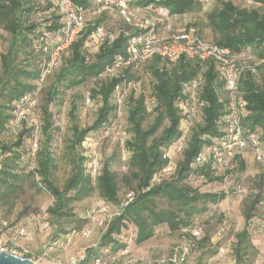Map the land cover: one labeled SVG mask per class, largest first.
Wrapping results in <instances>:
<instances>
[{
  "label": "trees",
  "instance_id": "trees-1",
  "mask_svg": "<svg viewBox=\"0 0 264 264\" xmlns=\"http://www.w3.org/2000/svg\"><path fill=\"white\" fill-rule=\"evenodd\" d=\"M72 1L87 11L88 15H97V18L61 52L57 66L63 63L62 67L58 72L54 73L57 66L50 71L40 93L36 94L43 61L48 59L49 55L45 53L44 48L53 46L56 31L64 25L62 15L56 0H44L47 4L45 8L41 7L39 0H0V29L7 34L8 42L6 50L0 54V209L5 208L7 212L13 210L26 181H29L37 192L49 194L54 198V203L47 210L48 222L60 231V234L53 235L49 242L54 245L65 241L69 235H80L87 229L72 226L76 221L90 222L89 210L84 215H78L74 211L76 202L97 193L103 204L115 211L126 201L129 193H134L133 200L111 221L99 243L86 250V257L81 264H90L97 257L108 260L110 257L122 255L128 248V243L120 236L128 224H133L138 230V245L151 240L156 230L162 226L168 227L172 232L181 233L184 229L193 228L196 226V216L205 215L209 205L217 206L226 198L225 192L203 191L194 181H223L236 166H239L241 171L245 170L246 162L243 157L251 155L256 161V155L247 147L233 160L234 168L222 170L212 161L204 166H197V157L201 154H212L225 135L219 125L224 112V105L219 96L225 95V83L216 62L212 59L200 61L181 58L176 63H170L161 57H155L143 66L137 67L133 64L123 69L119 77H102L107 67L112 66L118 58H127L128 37L120 35L113 43L97 46L98 48L91 45L90 38L97 26L105 27L102 23L105 18L109 20L107 16H120L109 12L95 14L96 0ZM251 1L264 8V0ZM150 3H153V0H138L136 5L144 7ZM157 5L168 9L171 15L181 18L201 9L202 2L160 0ZM43 10L49 11L50 14L48 19L41 23L35 16ZM208 21L219 34L213 44L229 48L233 52H241L251 47L258 57L264 59V15L257 9L240 8L232 1H224L219 10L208 14ZM120 28L130 30L125 24ZM198 31L200 32L199 29ZM201 36L206 40L202 34ZM92 47L97 49L94 54L89 52ZM143 70H147L153 77L152 96L156 100V106L153 108V114L150 113L145 95H138L135 91L127 97L130 99V105L127 106L126 101L124 103V130L128 136L123 143L115 145L114 156L117 157V163L127 168V182L133 179L137 185L135 189L128 190L121 200L117 173L112 164L103 161V158L97 185H94L89 166L91 150L86 149L84 143L90 140L97 147L96 140L99 135L113 127L117 120L116 88L129 82L137 83L138 74ZM52 73L53 80L49 83ZM199 77L204 78L200 92L201 100L205 102L202 108V122L191 130L190 141L185 146L183 160L178 164L175 176L159 185H152L153 177L168 163L164 157L165 153L182 135L180 126L186 110L181 107V102L187 99L184 84ZM94 79L99 83L92 90V96L98 99L101 105L93 124L81 127L78 123V100L76 98L72 101V137L67 145L72 172L64 185L59 187L53 180V173L58 169L53 144L54 133L58 129L54 127V112L51 107L62 106L69 92ZM241 90L245 101L242 126L246 133L258 131L264 140V67L260 68L258 75L246 73L242 79ZM27 96L30 102L23 107L27 118L35 117L37 101L40 96L43 99V122L40 131L45 140L39 143L35 167L31 156L32 129L25 121L22 122L23 128L14 142L2 141L3 134L15 119L18 105ZM122 152L127 155L123 162ZM162 201L167 202V208L159 207ZM243 217L244 227L234 235V255L237 264H254L259 254L264 251V247L263 250L260 248L261 243L264 244V232L260 229L264 223V193H259L246 205ZM227 233L228 226L221 236L224 237ZM181 235L183 238L184 235ZM201 240L202 235L197 240L198 249L205 248ZM223 246L226 245L219 247ZM219 247L212 248L210 245L203 254L214 256Z\"/></svg>",
  "mask_w": 264,
  "mask_h": 264
},
{
  "label": "built area",
  "instance_id": "built-area-1",
  "mask_svg": "<svg viewBox=\"0 0 264 264\" xmlns=\"http://www.w3.org/2000/svg\"><path fill=\"white\" fill-rule=\"evenodd\" d=\"M138 0H96L97 8L95 14L104 12L117 13L124 21L126 26L130 27L129 31L118 30L112 31L102 26H97L91 36L92 42L97 45L111 44L120 35L128 37L127 40V58H118L112 66L107 67L102 77H119L123 69L135 64V66H143L155 57H161L170 63H176L179 59L187 60H207L212 59L216 62L220 71L221 78L225 83V95L219 96L220 102L224 105V112L220 117L219 125L224 131V136L219 142L218 148L212 154H201L196 159L197 166H204L209 161L214 162L220 169L234 168L232 163L242 150L250 147L255 155L258 163H264V140L261 139V133L247 132L242 126V117L244 115L245 101L241 90V83L246 73L258 75L260 68L264 67V59L258 57L251 47H247L241 52H233L229 48L219 47L211 42L204 40L194 26L177 27L178 17L171 15L170 11L164 7L157 5L160 0H153L144 7L137 6ZM56 5L62 15L63 27L56 31L53 46L44 48L45 53H49L48 59L43 61V69L40 80L38 81L36 94L40 93L42 85L47 75L54 69L60 57L61 52L66 50L72 42L89 26L90 21L87 20V11L77 6L72 0H56ZM145 14V15H143ZM138 31H141L137 34ZM50 48V49H49ZM204 84V78L199 77L191 83L184 84V94L187 99L181 102V107L186 110L181 121L180 130L181 138L175 145L165 153L168 160L167 165L159 171L152 179V185H159L164 181L171 180L175 174L177 167L173 164V158L182 153L185 149L183 140L191 133V130L202 122V108L205 102L201 100L200 92ZM135 91L139 92V85L135 82H129L123 87L116 88V105L118 128L122 127L123 106L128 95ZM29 97H24L17 107L15 119L12 124L17 126L23 121L32 129L30 138L31 156L33 166L36 163V154L39 150L38 132L40 131L39 122L36 117L27 118L23 107L29 104ZM152 103L156 106V100ZM36 118V119H35ZM117 128V129H118ZM109 130L104 133L108 135ZM122 140H126L127 133L125 130L119 133ZM104 137H101V141ZM121 140V141H122ZM123 141V142H124ZM122 142V143H123ZM86 149H90V168L92 180H97L101 169V157L96 145L92 141L84 143ZM216 193V192H215ZM241 194V190H238ZM134 198V193H129L126 201L121 207L115 211L108 209L104 204L93 210L88 211V217L94 227L107 230L111 221L119 215L123 207H125ZM36 227L26 229L12 224L9 220L0 214V250L11 253L18 257L28 258L37 264L51 259L54 252L65 250L72 246L76 239H85L91 236L92 229L87 228L80 235H69L65 241L58 242L54 245H47L41 252H36L28 247L18 243L19 239H32L38 231V224L41 223L44 229L49 228L48 214L39 215ZM128 227V225H127ZM124 228L121 238L124 239V232L129 229L132 237L136 239L137 228ZM42 229V227H41ZM264 232V223L260 226ZM227 231V224L223 223L219 229L218 235H222ZM184 245L179 247L175 254L162 262L155 264H186L190 258H193L197 251V240L202 235V229L198 223L196 226L182 230ZM189 235V238L187 236ZM128 248L121 256H126ZM234 255L231 247H220L215 258L212 260L226 261L228 256ZM110 257L104 260L97 257L90 264H135L136 261H126L122 257ZM86 257V250L82 249L77 257L70 258L67 264H81ZM53 260V259H52ZM234 264H237L234 258ZM230 263V264H233ZM53 264H64L60 259L53 260Z\"/></svg>",
  "mask_w": 264,
  "mask_h": 264
},
{
  "label": "rangeland",
  "instance_id": "rangeland-1",
  "mask_svg": "<svg viewBox=\"0 0 264 264\" xmlns=\"http://www.w3.org/2000/svg\"><path fill=\"white\" fill-rule=\"evenodd\" d=\"M41 7L45 8L47 4L44 0H39ZM202 2V7L199 10H196L192 13H189L176 22L177 27L182 26H193L196 25L200 30L201 34L205 37L208 42L215 43L216 39L219 37L213 27L210 26L208 21V14L210 12L219 10L222 7V2L224 1H232L237 7L246 8V9H257L262 15H264V8L260 5L253 3L251 0H200ZM50 12L43 10L39 11L35 19L37 21H42L44 23L46 19H48ZM145 15V14H143ZM97 15H88L87 20L90 22L95 21ZM117 22L109 21L107 18L104 19L102 25L107 29H113L114 31H118L121 29L116 27ZM118 25V24H117ZM119 28V29H118ZM116 29V30H115ZM7 34L0 29V54L3 53L7 46ZM91 39V38H90ZM91 45H95L91 42ZM96 48L92 47L90 49V53L94 54L96 52ZM90 54V55H91ZM62 64H59L56 67L55 72H58L62 67ZM1 68V66H0ZM54 73H52L50 81L53 80ZM137 83L139 85V94L145 95L148 104V110L153 114L154 104L152 100L154 99L152 96L153 90V77L148 74L147 70H143L138 74ZM48 83V85H49ZM99 81L94 79L89 83L78 87L71 92H69L64 99L63 105L60 107H51L54 112V127L58 130L55 131V142L54 150L56 152V157L58 159V169L53 173V180L59 186L62 187L66 180L69 178L72 172V162L70 156H68L67 145L69 143V139L72 137V120L70 116V111L72 109V101L77 98L79 110V125L81 127L90 126L96 119V113L101 105L98 99H94L92 96V90L97 87ZM80 97V98H78ZM127 106L130 105V99H126ZM42 104L43 99L42 96L37 101L36 106V115L35 118L39 122V127L42 128ZM153 115H151V119ZM125 118L123 114L122 119V127L118 128L119 122L116 120L113 127L109 130L108 135H105L104 131L99 138L96 140L97 150L99 151L101 159L103 161H109L113 167V169L117 173L118 183L120 186V199L123 200L125 193L128 190L135 189L137 182L133 179L127 182V178L129 177V173L126 167L123 164L117 163V157L115 154V145L117 143L121 144L124 140H122L119 136L121 132L124 130ZM28 127H30L28 125ZM23 128L22 123L19 126L15 124H11L9 129L3 134L2 141L5 143H12L16 140L19 133ZM118 128V129H117ZM191 134V133H190ZM188 135L186 139H184L183 145L186 146L190 141L191 135ZM101 137H104L101 141ZM39 143L45 140V137L42 135L41 131L38 132ZM106 139V140H105ZM105 140V141H104ZM122 140V141H121ZM175 145V144H174ZM173 145V146H174ZM40 146V144H39ZM127 155L125 152H122L121 160L125 161ZM183 160V152L178 154L175 158H173V164L178 166V164ZM243 160L246 162V168L244 171L239 170V166L227 175L223 181H194L195 185L201 186L203 191H212L216 193L225 192L226 198L219 205H209V210L205 215L196 216L195 222L199 224L202 229V242L205 248H200L201 257L198 256V260H191L192 264H230L234 262L235 255L228 256L226 261H218L217 263H211L209 260L213 257H208L203 253L206 251V247L210 246L212 248H217L222 244H225L227 247H231L233 249V244L235 242L234 235L241 231L244 227V217L243 211L245 210L246 205L255 198L259 193H264V163L256 162L251 155L243 157ZM94 185H97V180H93ZM238 190H241V194H238ZM54 203V198L45 192H37L34 188L31 187L30 182L26 181L23 185V190L19 193L18 200L15 204V207L11 212H7L5 208L0 209V214L9 220L12 224L18 225L26 229L36 227L37 218L39 215L48 214L47 210ZM104 202L100 198L99 194H95L90 198H86L80 202H76L74 204V211L78 215H84V213L88 210H93L98 206L102 205ZM160 208H167V202L162 201L159 203ZM49 219V214H48ZM80 219V218H77ZM223 223H226L228 226V233L222 237L218 235L219 229ZM73 227H84L91 228L92 234L90 237L85 239H76L79 241V246L81 249L87 250L88 248L96 246L104 231L98 227H94V225L87 221L79 222L76 221ZM132 229H136L133 224H128ZM42 227V229H41ZM80 227V228H81ZM38 231L36 235L32 239H22L27 244L40 245L44 240V233L49 232V236L47 241L51 242L53 235L60 234V231L55 227L50 226L49 228L44 229L41 226V223L38 224ZM53 235H52V234ZM181 231L172 232L168 227L162 226L156 230L155 236L141 244L138 245L136 243V239L132 237L131 232L126 230L124 232V241L128 243V253L126 256H121L126 261H136L135 264H155L157 262H162L171 257L179 247L184 245V241L181 235ZM50 237V238H49ZM21 240V239H20ZM201 242V243H202ZM19 243V242H18ZM86 247V248H82ZM200 247V246H199ZM220 248V247H219ZM263 250V247H260ZM218 252V251H217ZM78 252L71 255L69 259L61 260L64 264L69 263L70 258L77 257ZM69 260V261H68ZM199 261V262H198ZM234 264V263H233ZM254 264H264V251H262L261 255L257 257V260Z\"/></svg>",
  "mask_w": 264,
  "mask_h": 264
},
{
  "label": "crops",
  "instance_id": "crops-1",
  "mask_svg": "<svg viewBox=\"0 0 264 264\" xmlns=\"http://www.w3.org/2000/svg\"><path fill=\"white\" fill-rule=\"evenodd\" d=\"M109 17L108 19L109 20H119L117 21V24L115 25L116 27H119L121 25H124V21L121 17H114V18H111L110 15L107 16ZM180 19V18H179ZM182 26V25H181ZM18 226V225H17ZM26 228V227H25ZM31 228V227H30ZM28 228V229H30ZM49 232L47 233H44V240L43 242L40 244V245H30V244H27L25 241H23L22 239L18 240L19 244L22 245V246H25V247H28L36 252H41L45 249V247L47 245H49V242L47 241L48 239V236H49ZM52 234V233H51ZM53 235V234H52ZM50 238V237H49ZM79 246V241L78 240H75L74 243L72 244L71 247L65 249V250H58L56 252L53 253L52 255V258L51 259H48L46 261H44L42 264H53V260H65V259H69V257L75 253H79V250L81 249V247H78ZM261 247H264V244L261 243ZM82 248H86V247H82ZM219 250V249H218ZM201 250L200 248L198 249L196 255L193 257V258H190L186 264H192L193 262L191 260H198V256L200 255L201 256ZM215 258V255L209 260V262H213V263H217L218 261H215V260H212ZM53 259V260H52ZM69 261V260H68ZM199 262V261H198Z\"/></svg>",
  "mask_w": 264,
  "mask_h": 264
},
{
  "label": "water",
  "instance_id": "water-1",
  "mask_svg": "<svg viewBox=\"0 0 264 264\" xmlns=\"http://www.w3.org/2000/svg\"><path fill=\"white\" fill-rule=\"evenodd\" d=\"M0 264H37L28 258L18 257L0 250Z\"/></svg>",
  "mask_w": 264,
  "mask_h": 264
}]
</instances>
